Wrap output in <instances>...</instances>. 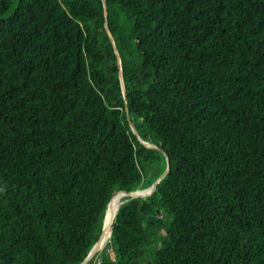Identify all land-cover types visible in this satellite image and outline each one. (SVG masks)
Segmentation results:
<instances>
[{"label":"trees","instance_id":"1","mask_svg":"<svg viewBox=\"0 0 264 264\" xmlns=\"http://www.w3.org/2000/svg\"><path fill=\"white\" fill-rule=\"evenodd\" d=\"M161 153L86 264H264V0H0V264H80Z\"/></svg>","mask_w":264,"mask_h":264},{"label":"water","instance_id":"2","mask_svg":"<svg viewBox=\"0 0 264 264\" xmlns=\"http://www.w3.org/2000/svg\"><path fill=\"white\" fill-rule=\"evenodd\" d=\"M103 16L105 18L104 5H103ZM104 30H105V33L107 35V38L109 39V41H110V43H111V45L113 47V52H114V55H115V58H116V65H117V69H118V73H117V75H118V81H119L121 93H122L123 98H124V86H123V80H122V74H121V68H120V62H119L118 53H117V51H116V49L114 47L113 40H112L111 35L109 34V32H108L105 24H104ZM127 121H128V126H129L131 132L133 133V135H135L136 140L139 142L140 145H142L144 148L152 149V150H156V151H159L160 152V150L157 148V146H155L154 144H151L148 141H144L143 140V136L142 137L137 136L136 135V131L133 128V126L130 123V121L128 119H127ZM161 154L165 158V167H164V170L157 177H156V175L160 172L161 167H159V166L158 167H154V168H152L150 170L149 178L156 177L155 180L151 183L150 186H148V187H146L144 189H141V190H134V191H131V192L118 191V192H115L113 195L120 194L124 198H129V199H131V198H139V197H146L147 195H149L154 190V188L158 184V182L164 177V175L168 171V160H167V158L165 157V155L163 153H161ZM139 191L140 192H142V191H148V192L145 195H139L138 194ZM112 196L110 197V199L112 198ZM110 199L106 203V206H105V209H104V213H105L107 204L109 203ZM122 202H120V203H122ZM103 221H104V215H103V218H102V221H101V228H100L99 236H98L97 240L93 243V245L89 249L88 253L86 254L85 258L82 260V262L80 264H86L98 252V249H99V244L98 243L100 241V238L102 236L103 229H104ZM109 235H110V229H109ZM108 238H109V236H108ZM96 264H98V263H96Z\"/></svg>","mask_w":264,"mask_h":264},{"label":"bare ground","instance_id":"3","mask_svg":"<svg viewBox=\"0 0 264 264\" xmlns=\"http://www.w3.org/2000/svg\"><path fill=\"white\" fill-rule=\"evenodd\" d=\"M147 192L148 191H142V192L139 191L138 194L139 195H145V194H147ZM122 198H124L122 195L115 194L110 199V201L106 207L104 221H103L104 229H103V233H102V236L100 238V241L98 243L99 249H98L97 254H99L101 251H103L105 245H107V243H108L109 229H110L111 222L113 220V218L111 216V211L120 204ZM115 212H116V210H115Z\"/></svg>","mask_w":264,"mask_h":264},{"label":"rangeland","instance_id":"4","mask_svg":"<svg viewBox=\"0 0 264 264\" xmlns=\"http://www.w3.org/2000/svg\"><path fill=\"white\" fill-rule=\"evenodd\" d=\"M11 9H12V8H11ZM8 13H9V12H8ZM8 13H7V14H8ZM136 135H137V133H136ZM137 136H138V135H137ZM141 137H142V136H141ZM147 141H148V138H147ZM158 166L161 167L160 165H156L155 167H158ZM149 173H150V172H149ZM149 173H148V175H147L148 177H149ZM103 252L106 253V254L110 257V259L113 258V251H112L110 248H108V249H104Z\"/></svg>","mask_w":264,"mask_h":264}]
</instances>
